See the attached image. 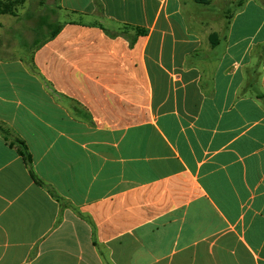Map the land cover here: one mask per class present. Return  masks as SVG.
<instances>
[{
	"label": "crops",
	"instance_id": "0c3cea01",
	"mask_svg": "<svg viewBox=\"0 0 264 264\" xmlns=\"http://www.w3.org/2000/svg\"><path fill=\"white\" fill-rule=\"evenodd\" d=\"M0 126V264H264V0H26Z\"/></svg>",
	"mask_w": 264,
	"mask_h": 264
},
{
	"label": "trees",
	"instance_id": "16d2710c",
	"mask_svg": "<svg viewBox=\"0 0 264 264\" xmlns=\"http://www.w3.org/2000/svg\"><path fill=\"white\" fill-rule=\"evenodd\" d=\"M26 0H3L0 1V15H16L18 8L25 3ZM0 133L11 143L12 147L17 148L19 155L24 159L27 165H31L32 158L28 152L25 143L17 137H14L3 126H0ZM32 177L39 185L42 183L32 173Z\"/></svg>",
	"mask_w": 264,
	"mask_h": 264
},
{
	"label": "rangeland",
	"instance_id": "374dc122",
	"mask_svg": "<svg viewBox=\"0 0 264 264\" xmlns=\"http://www.w3.org/2000/svg\"><path fill=\"white\" fill-rule=\"evenodd\" d=\"M24 5V4H23ZM21 5V6H23ZM20 6V7H21ZM55 28H50L48 31H46V29H40L38 31H35L32 37V42L30 43V36H25L22 38V44L24 46V48H27L28 50H32L36 47V42L37 43H41L43 42L47 35L54 32Z\"/></svg>",
	"mask_w": 264,
	"mask_h": 264
}]
</instances>
